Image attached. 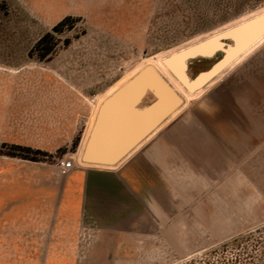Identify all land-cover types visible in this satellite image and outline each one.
Listing matches in <instances>:
<instances>
[{
  "label": "rangeland",
  "instance_id": "rangeland-1",
  "mask_svg": "<svg viewBox=\"0 0 264 264\" xmlns=\"http://www.w3.org/2000/svg\"><path fill=\"white\" fill-rule=\"evenodd\" d=\"M262 12L264 0H0V264H264V36L193 92L162 62ZM217 59L190 60L188 75ZM149 65L181 105L118 164L83 163L101 105ZM145 149L159 151L140 192L150 218L107 217L112 170ZM79 172L83 212L51 210ZM21 179L25 208L3 210Z\"/></svg>",
  "mask_w": 264,
  "mask_h": 264
},
{
  "label": "water",
  "instance_id": "water-1",
  "mask_svg": "<svg viewBox=\"0 0 264 264\" xmlns=\"http://www.w3.org/2000/svg\"><path fill=\"white\" fill-rule=\"evenodd\" d=\"M264 36V12L225 28L162 59L164 66L189 92L205 86L217 73ZM214 61L193 77L187 73L194 59ZM181 98L154 67L146 66L101 105L81 161L114 166L161 121L181 105Z\"/></svg>",
  "mask_w": 264,
  "mask_h": 264
},
{
  "label": "crops",
  "instance_id": "crops-1",
  "mask_svg": "<svg viewBox=\"0 0 264 264\" xmlns=\"http://www.w3.org/2000/svg\"><path fill=\"white\" fill-rule=\"evenodd\" d=\"M157 149V147H156ZM157 150H142L138 154L133 155L123 166H120L119 168H115L112 170V176H113V184L112 186L115 187V191L113 193L115 194V197L112 198V206L110 210L106 211L107 217L110 218H132V219H141L146 217V211L143 210V208L147 207V214L150 218L151 214V191L148 192V196L141 195V188L145 186H150V177L147 174L146 171V165L148 163H151V157L155 156L157 159L158 155ZM161 154V152H160ZM17 168L19 165L15 164ZM23 165H21L22 167ZM28 166V165H27ZM35 171H39V167L36 169H33ZM81 174V172H79ZM85 174H81L79 179H73L69 181H64V184L61 185V190L59 195L56 197V199H52L51 201L54 203V205L51 207V210H54L56 212L60 211L62 213L69 214V216L75 218L79 217L80 213L83 212L85 209V194L82 193V185L83 180L86 179V176L84 178ZM98 175V173H97ZM39 175L37 174L36 177ZM24 183L23 179L20 180V183L17 184V186H21V188L18 187V190L16 191V197L10 198L6 196L5 203L1 208L3 210H13V207H9L8 203H13V201L16 202V210L21 213L24 206V197L25 195L22 193L24 189ZM115 183V186H114ZM122 183V184H121ZM125 183H127V186L129 188V191L131 194H129L130 201L128 200H120L119 197V191L120 188H125ZM59 188V187H58ZM28 190V189H27ZM36 186H32L31 193L32 196L26 197V202L31 203L34 205L36 203ZM35 195V196H34ZM50 201V202H51ZM142 205V206H141ZM95 210V209H94ZM93 214L97 217L99 215L98 208L95 211H92ZM98 214V215H97ZM100 216V215H99Z\"/></svg>",
  "mask_w": 264,
  "mask_h": 264
},
{
  "label": "built area",
  "instance_id": "built-area-1",
  "mask_svg": "<svg viewBox=\"0 0 264 264\" xmlns=\"http://www.w3.org/2000/svg\"><path fill=\"white\" fill-rule=\"evenodd\" d=\"M74 167V161L71 159L63 160L60 164V171L67 173L71 168Z\"/></svg>",
  "mask_w": 264,
  "mask_h": 264
},
{
  "label": "trees",
  "instance_id": "trees-1",
  "mask_svg": "<svg viewBox=\"0 0 264 264\" xmlns=\"http://www.w3.org/2000/svg\"><path fill=\"white\" fill-rule=\"evenodd\" d=\"M60 24H62V22H60L59 25H60ZM57 27H58V25L55 26V27L53 28V31H57V29H58ZM48 37H51V34L46 33L43 37H41V38L38 40V42H37V46L40 45V44H42V43L46 40V38H48ZM50 50H51V48L45 49L43 53H44V54H47V53H49Z\"/></svg>",
  "mask_w": 264,
  "mask_h": 264
},
{
  "label": "bare ground",
  "instance_id": "bare-ground-1",
  "mask_svg": "<svg viewBox=\"0 0 264 264\" xmlns=\"http://www.w3.org/2000/svg\"><path fill=\"white\" fill-rule=\"evenodd\" d=\"M164 67H165V66H164ZM179 82H180V81H179ZM180 83H181V82H180ZM180 83H179V84H180ZM180 85H181V84H180ZM183 87H184V85H183Z\"/></svg>",
  "mask_w": 264,
  "mask_h": 264
}]
</instances>
